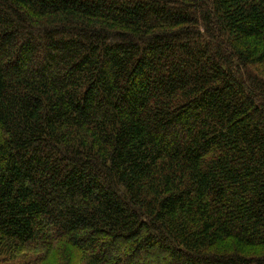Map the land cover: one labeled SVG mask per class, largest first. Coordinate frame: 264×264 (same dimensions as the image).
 Masks as SVG:
<instances>
[{"label":"trees","instance_id":"trees-1","mask_svg":"<svg viewBox=\"0 0 264 264\" xmlns=\"http://www.w3.org/2000/svg\"><path fill=\"white\" fill-rule=\"evenodd\" d=\"M60 242L264 264V0H0V264Z\"/></svg>","mask_w":264,"mask_h":264},{"label":"rangeland","instance_id":"rangeland-1","mask_svg":"<svg viewBox=\"0 0 264 264\" xmlns=\"http://www.w3.org/2000/svg\"><path fill=\"white\" fill-rule=\"evenodd\" d=\"M42 244L44 245L45 243H42ZM51 253H56V255L54 256V259L57 263L60 262L61 257H62L60 264H66L67 261H70L69 264H73L72 263L73 258L71 257V259H68V257H70L69 253H71L70 249L67 248V246L64 243L60 242L59 244H57ZM63 253L67 257V259L66 258L64 259V255H62ZM83 260L84 259H82V260L77 259V261H75V259H74V262H75V264H84ZM46 264H49V263H46Z\"/></svg>","mask_w":264,"mask_h":264}]
</instances>
